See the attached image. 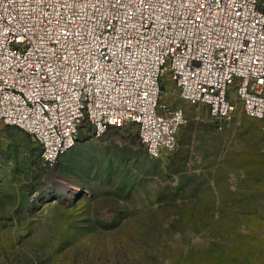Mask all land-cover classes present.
<instances>
[{"label": "rangeland", "instance_id": "1", "mask_svg": "<svg viewBox=\"0 0 264 264\" xmlns=\"http://www.w3.org/2000/svg\"><path fill=\"white\" fill-rule=\"evenodd\" d=\"M160 100L188 123L158 158L134 124L101 137L86 124L49 166L0 122V264H196L204 250L206 264L220 251L222 264H264V119L237 105L219 124L169 78Z\"/></svg>", "mask_w": 264, "mask_h": 264}, {"label": "built area", "instance_id": "2", "mask_svg": "<svg viewBox=\"0 0 264 264\" xmlns=\"http://www.w3.org/2000/svg\"><path fill=\"white\" fill-rule=\"evenodd\" d=\"M219 124L240 105L264 119V0H0V122L27 132L54 166L88 124L131 123L153 157L174 150L188 117Z\"/></svg>", "mask_w": 264, "mask_h": 264}, {"label": "trees", "instance_id": "3", "mask_svg": "<svg viewBox=\"0 0 264 264\" xmlns=\"http://www.w3.org/2000/svg\"><path fill=\"white\" fill-rule=\"evenodd\" d=\"M223 252H218L214 254V260L216 264H222L224 261V256L222 254ZM209 254L207 251H200V254L198 255L196 264H206ZM211 257V256H210Z\"/></svg>", "mask_w": 264, "mask_h": 264}, {"label": "water", "instance_id": "4", "mask_svg": "<svg viewBox=\"0 0 264 264\" xmlns=\"http://www.w3.org/2000/svg\"><path fill=\"white\" fill-rule=\"evenodd\" d=\"M75 194H77L78 197H82L83 192L82 191L81 192L79 191V192H76Z\"/></svg>", "mask_w": 264, "mask_h": 264}, {"label": "bare ground", "instance_id": "5", "mask_svg": "<svg viewBox=\"0 0 264 264\" xmlns=\"http://www.w3.org/2000/svg\"><path fill=\"white\" fill-rule=\"evenodd\" d=\"M62 189H63V191H66L67 189H68V187L66 186V185H64L63 187H62ZM76 193V192H75Z\"/></svg>", "mask_w": 264, "mask_h": 264}]
</instances>
